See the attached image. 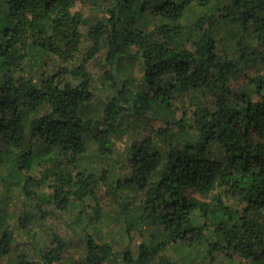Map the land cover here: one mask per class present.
I'll use <instances>...</instances> for the list:
<instances>
[{"label":"trees","instance_id":"obj_1","mask_svg":"<svg viewBox=\"0 0 264 264\" xmlns=\"http://www.w3.org/2000/svg\"><path fill=\"white\" fill-rule=\"evenodd\" d=\"M12 192V264H264V0H0L1 220Z\"/></svg>","mask_w":264,"mask_h":264},{"label":"rangeland","instance_id":"obj_2","mask_svg":"<svg viewBox=\"0 0 264 264\" xmlns=\"http://www.w3.org/2000/svg\"><path fill=\"white\" fill-rule=\"evenodd\" d=\"M80 7V3L76 2V9ZM82 9H84V12L86 15H97L98 13L96 11H88L85 9V6H82ZM121 65L126 69L128 72V76L133 80L131 84L137 88L141 87V77H142V72H141V66L138 60L133 59L131 57H124L121 60ZM100 66L93 62L90 65V72L91 76L94 79V85L99 83L97 82V78L100 72ZM101 90L98 91L95 89L93 98L90 100L88 104V109H87V114L89 115H94L96 112V109H101ZM123 123H122V135L116 140L115 143V148L122 152L123 147L126 145L128 141V135L132 133L134 130L137 129L138 132L141 130L140 124L136 121V118L134 115H127L123 118ZM139 128V129H138ZM91 162V164H94L96 159L89 157L88 158ZM10 196H6L5 203L2 206V211L1 214L5 216V220L0 219V229H3L4 226L8 225L9 227H13V216H16L18 212L22 210V204H21V198L18 195V193H10ZM51 209V208H50ZM67 217L64 213L61 212H55V214L52 216H49V218L44 221L43 223L37 224V228L35 231V238L36 240H40L39 246H42L47 243V238L51 236L52 232L57 233L62 237L63 240L68 241L69 247H70V252L71 255H73L75 258L80 252V247H81V241L78 237V235L67 225ZM120 225H117L116 227L112 228V235L109 237L111 241H117V236L118 232L115 228H119ZM153 230V228H151ZM150 232L148 230H145L142 235L140 236L138 233L134 235L130 240V243L128 246L131 248H134V245H138L141 241H143L145 238L149 236ZM149 238V237H148ZM24 240H20L19 244L23 242ZM41 241H44L43 243ZM119 242V241H117ZM25 243V242H24ZM28 244V243H27ZM37 244V243H36ZM38 245V244H37ZM38 246V247H39ZM121 248H124V242L120 244ZM0 264H12V259H9L8 257H2L0 258Z\"/></svg>","mask_w":264,"mask_h":264}]
</instances>
